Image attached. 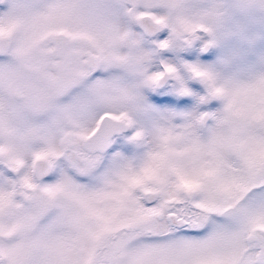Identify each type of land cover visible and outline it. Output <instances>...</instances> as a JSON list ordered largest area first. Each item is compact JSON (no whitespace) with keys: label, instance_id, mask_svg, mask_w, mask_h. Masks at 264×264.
<instances>
[{"label":"snow or ice","instance_id":"obj_1","mask_svg":"<svg viewBox=\"0 0 264 264\" xmlns=\"http://www.w3.org/2000/svg\"><path fill=\"white\" fill-rule=\"evenodd\" d=\"M213 23L183 0H0V264H264V73L172 51Z\"/></svg>","mask_w":264,"mask_h":264},{"label":"rangeland","instance_id":"obj_2","mask_svg":"<svg viewBox=\"0 0 264 264\" xmlns=\"http://www.w3.org/2000/svg\"><path fill=\"white\" fill-rule=\"evenodd\" d=\"M219 1H222L224 4L223 8L216 11L220 14V11L226 10L227 0H183L190 7H196L195 14H200L203 10H207L208 14L212 10L215 11V3ZM239 1L241 2L242 0ZM251 1L258 5L251 3ZM241 10L245 13L248 11L252 13H248L245 18L239 19L234 24L227 21H223L224 24L222 22H218L217 24V28L221 32L220 39L227 42L226 44H222L218 53V58L222 65L217 66V78L222 81L242 82L241 75L237 71V66L241 64L245 65L249 71L248 74L243 75L244 81L255 75L264 73V37L259 35L260 32H264V0H246ZM235 24L239 27H244L247 41L239 42L233 36H236ZM211 27L212 33H215V28ZM216 61L217 59H209L204 63L215 69Z\"/></svg>","mask_w":264,"mask_h":264},{"label":"flooded vegetation","instance_id":"obj_3","mask_svg":"<svg viewBox=\"0 0 264 264\" xmlns=\"http://www.w3.org/2000/svg\"><path fill=\"white\" fill-rule=\"evenodd\" d=\"M245 1L246 0H242L241 2L239 0H227L226 6H225L226 10L220 11V14H218L216 11L223 8L224 4L222 1L215 3V7H216L215 11L212 10L209 13L214 17V23L210 26L215 28V33H212V30H211L212 34L204 33L199 37V39L194 41L193 44L188 45V46L183 45L182 42L176 43L173 47V50H172L173 55L175 54L176 50H179L180 52H187L188 54H190L192 51H195L196 52V60L193 63H196L198 66H201L205 69H210L216 76H218L217 66L222 65L219 58H218V53L222 47V44H226L227 42H224L223 40L220 39L221 32H219V30L217 28V24H218V22L223 23V21H227V22L234 24L239 19L245 18V16L248 13H252L251 11H248L246 13L242 12L241 9L243 8ZM251 3L256 4L253 1H251ZM183 5H184V7H185V9L189 15H192V16L208 15L207 10H205V11L203 10V12L200 14H195L194 12L196 11V7H190L188 4H185L184 2H183ZM256 5H258V4H256ZM235 34H236V36L235 35H233V36L239 42H244V41L248 40L246 38V31H245L244 27H239L235 24ZM259 35L264 37V32H260ZM245 43H247V42H245ZM205 56L210 57V59H212V60L217 59L215 69L213 67L207 66V64L204 63L206 60H203L202 57H205ZM237 71L239 72V75H241V80L243 82L244 81L243 75L246 73L248 74L249 71L246 69V66L243 64H241L240 66H237ZM160 94H161L160 92L154 91V90H148L144 93L147 105L149 107H151L157 114H161L165 111H178V112L189 111L186 109H177L174 105H156L154 103V101H152L151 96L160 95ZM163 94L170 95L174 99H187L188 98L186 96L179 95L177 90H173L171 88H169L168 91L166 93H163ZM216 103H219V102L216 101Z\"/></svg>","mask_w":264,"mask_h":264}]
</instances>
